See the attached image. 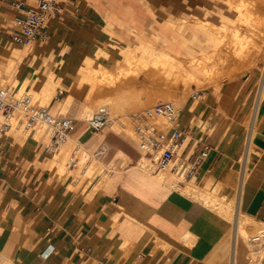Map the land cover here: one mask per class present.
<instances>
[{"label": "crops", "instance_id": "0c3cea01", "mask_svg": "<svg viewBox=\"0 0 264 264\" xmlns=\"http://www.w3.org/2000/svg\"><path fill=\"white\" fill-rule=\"evenodd\" d=\"M37 1L0 0L1 65L12 53L15 18ZM212 6L213 0H72L49 18L47 40L33 43L31 50L13 45L19 50L14 72L19 82L32 79L36 89L41 74H63L65 86L52 100L57 92L64 96L59 107L51 100L48 109L69 112L68 136L78 145L107 142L100 161L110 172L104 184L87 185L84 179L75 188L71 177L57 176L61 169L53 171L56 160L45 151L46 139L36 138V132L0 135V264H264V241L259 243L264 233L245 240L235 220L241 213L264 223V66L261 75L253 68L176 104L175 125L183 139L168 163L172 173L177 170L173 184L139 166L145 155L121 129L108 124L100 134L90 132L86 117L91 114L83 109L90 86L66 79L77 77L96 53L119 59L112 45L117 40L131 48L143 42L186 55L182 28L201 13L211 20ZM184 16L187 22L178 24ZM233 18L219 13L215 23ZM205 40L204 33L193 34L190 43L198 47L196 41ZM29 50V72L20 78L18 65ZM66 53L71 64L62 70ZM35 56L45 57L40 66ZM205 144L206 157L192 168ZM211 180L233 200L236 218L180 191L190 181L203 187ZM48 247L52 251L42 256ZM251 252L262 254L252 258Z\"/></svg>", "mask_w": 264, "mask_h": 264}, {"label": "bare ground", "instance_id": "6f19581e", "mask_svg": "<svg viewBox=\"0 0 264 264\" xmlns=\"http://www.w3.org/2000/svg\"><path fill=\"white\" fill-rule=\"evenodd\" d=\"M226 2L237 10L238 21L231 29L221 24L211 23L213 28L211 25H209L211 28H207L210 32L212 31L214 37L205 28L207 32H204L206 39L204 43L208 44L211 50L205 49L204 43L196 41V45L201 48L198 56L186 57L179 54L174 56L162 47L143 42H139L136 48H131L129 44L119 40L112 44L120 54L119 59L112 57L108 52L93 53L92 58H87L83 62L77 77L73 78L70 75L66 77L67 82L76 80L78 85L83 82L89 84L90 88L86 94L83 109L88 114H92L99 106H108V124L119 126L122 132L137 144L135 126L131 119L133 114L130 112L132 109L138 111L137 108L144 107L151 99L149 97L165 102L177 101L189 92L195 93L212 85H220L222 79H231L242 72H247L261 53V44L258 40L262 39L264 43V0H226ZM191 21L197 23V28H204L211 22L202 13ZM186 22L187 17L184 16L180 25ZM12 44L25 47L19 43L12 42ZM139 49H143L149 56L143 58L136 55ZM19 59V50L12 49L5 70L14 73ZM116 64L117 69L112 67ZM111 68L116 71L110 72ZM1 71L0 69V88H5L8 86H3V76L7 74L4 75ZM62 76L52 72L43 73L38 78L36 89H32V79L19 82L14 75L12 87L14 86L16 91L13 95L9 88V96L16 101H21L22 104L5 115V118L0 117V122L5 121L11 126L23 127V116L26 110L48 108L56 90L64 88L66 80ZM138 76L143 77L140 78L142 79L140 82L137 80ZM24 97L28 99L25 100ZM139 111L141 112V108ZM126 116L130 117L131 121ZM155 122L157 126H163L168 121L163 117H157ZM35 132L38 139H46L51 135V130L45 125L37 127ZM79 146L76 140L68 136L60 146L61 153L58 157L60 160L65 158L67 153ZM99 159L93 157L86 166L81 165L71 170V173H81L87 185H90L93 180L96 181V185L104 184L110 170L104 171V165ZM138 164L145 171L150 172L154 161L143 156ZM176 171L172 173L169 169H163L158 173H151L161 181L171 182L177 176ZM62 172L61 168L60 173ZM213 184L214 180H211L202 187L190 181L185 187L180 188V191L228 219L236 218L233 200L223 194L219 183L216 187H213ZM235 220L240 227V236L243 239L246 237L255 240L264 233V223L249 216L239 213Z\"/></svg>", "mask_w": 264, "mask_h": 264}, {"label": "built area", "instance_id": "2783aa9c", "mask_svg": "<svg viewBox=\"0 0 264 264\" xmlns=\"http://www.w3.org/2000/svg\"><path fill=\"white\" fill-rule=\"evenodd\" d=\"M72 0H38L34 5L23 9L21 16L14 20V32L10 34V40L13 43H19L23 46L31 45L35 42H44L48 38L47 22L50 17L57 14L61 8ZM198 92L193 93L196 97ZM22 104L9 96V87L0 88V114L7 115L16 107ZM179 110L173 102H158L150 108H145L142 112L132 115L135 132L137 135V145L143 155L154 161V172L168 169V163L171 156L180 146L183 133L181 128L175 125V120ZM157 117H163L168 121L169 126L159 129L156 125ZM109 109L102 105L91 114L86 120L87 129L100 134L108 125ZM45 125L51 130V135L47 136L45 141V151L54 156L59 153L61 144L68 138L69 130L73 127L72 119L61 112L51 114L48 108L40 107L30 109L24 112L23 133L32 134L37 127ZM11 125L2 122L0 124V135L7 133ZM75 148L67 161L69 167H75L78 163V157ZM109 150V145L104 139L98 140L95 148L90 152V157L103 158ZM209 150L208 145H203L202 149L193 159L192 168L201 164ZM52 248H46L42 256H47Z\"/></svg>", "mask_w": 264, "mask_h": 264}, {"label": "rangeland", "instance_id": "374dc122", "mask_svg": "<svg viewBox=\"0 0 264 264\" xmlns=\"http://www.w3.org/2000/svg\"><path fill=\"white\" fill-rule=\"evenodd\" d=\"M174 1L175 0H169V3L173 4ZM227 4L223 0H213V6H212V9L213 10H212V13L211 12H208V14L209 13L212 14V15L210 14L211 22L206 27H204V28H197V23L195 21H189L188 23H186L184 25V28H182V32L183 33L186 32V35L183 37L184 40H186V42H184V40H183V43L189 48V51L186 52V55H183V56H186V57L198 56V52H199L200 48L192 45V42L190 43V40L192 39V35L193 34L194 35L201 36L204 32H207V31H205V28H206V30H208L209 34L211 33L212 36L214 37L212 31L210 32V29H208V28H211V26H212L211 23H215V20H216L215 18L218 17V14L219 13H224L226 15H230V16H233L234 17L233 20H229L228 23L221 24L223 27H225L227 29H231L236 24L235 22L238 21V17H237V14H236L237 13V10L233 6H230V5H229L230 8L227 7ZM202 7H203L204 11L207 12V5L204 4V6H203V4H202ZM180 20L181 19H178V21L176 20V22L178 24H181L180 23ZM195 25H196V27H195ZM209 25H211V26H209ZM212 28H213V26H212ZM204 36H205V33H204ZM258 43L261 44V53H260L258 59L255 61L254 66H252L247 72H242L238 76H235V77L244 76V75L248 74L251 71V69H253V68H256L259 71V73H260L259 75L262 74V72H263V66H264V43H263L262 39L258 40ZM13 45H15V44H13ZM13 45L11 46V49H14L13 48L14 47ZM33 45L34 44L28 45L30 50L33 48ZM16 46H18V45H15V47ZM25 47H27V46H25ZM203 47L205 49H207V50H211L210 46L208 44H206V43L203 44ZM30 50H29V54L24 58L23 62H20L19 65H18L19 68H20V71L18 72L17 76L20 77V78L25 77L28 74V72H29L30 61L32 60L31 59L32 58V52ZM136 55H138L139 57L141 56L143 58H146V57L149 56L148 53L145 52L143 49H139L138 52H136ZM44 58L45 57H42V56H40V57L35 56V63L40 66L42 64ZM63 60H64V64L62 65V70H67V66H69L71 64V62L67 60V53L65 54V57H64ZM4 62L5 61L0 62V69L2 70L1 73H3L4 75L7 74V75H5L6 77L3 76V79H4L3 80V86H8L10 88L12 94L14 95V93L16 91V88L14 86L12 87V78H13L14 73L13 72H7L5 70V66L1 65ZM117 64L119 66V62ZM117 64L115 65L116 66V69L118 68ZM78 67L79 66H77V67L74 68L75 71L77 70ZM62 75L63 74H60V76H62ZM235 77H232V78H235ZM223 80L225 81V79H222L220 81V83H222ZM207 89H204L203 91L205 92V90H207ZM199 92H201V91H198V93ZM192 95H193V93H190L189 92V94L187 93L181 99H179L177 101H171V102H173L175 104H178L179 101H181L183 98L188 97V96H192ZM63 96H64V92H62V93L57 92L56 98H54L52 100V104H56L59 107V102L63 98ZM149 98H151V99H149V102L148 101L146 102V104L144 105L145 108H150V107L154 106L158 102H165V101L158 100L157 98H154V97H149ZM24 99L26 100L28 98L27 97H24ZM154 100H156V101H154ZM149 105H151V106H149ZM144 107L137 108L138 111H136V109H134V110L132 109V111L130 113H132L133 115L135 114L134 112H136V113L138 112L139 113L140 112L139 111L140 108H141V112H142V110H144ZM52 112L53 111H50L51 114H54ZM59 112H61L65 116H70L69 112H67V111L64 112V110L61 111V109H60ZM0 117L1 118H5L6 116L5 115H1ZM86 118H88V116ZM127 119L131 121L132 117H131V119H130V117H127ZM132 121H133V119H132ZM2 122H5V121H1L0 124ZM133 123H134V121H133ZM113 125L116 126L115 124H113ZM165 126L166 127L169 126L168 122L165 123L163 126H158V128L159 129H162V128L164 129V128H166ZM116 127L119 128V126H116ZM119 129H121V128H119ZM22 130H23V127H20V126H11V129L5 135L6 136H9V135L15 136V135H19L20 134V135H23L24 137H26V136L32 135L35 132L34 131L32 134H29L28 135L27 133H23ZM41 141H44V140L41 139ZM95 146H96V144H94V145H92V144L91 145H83L82 144V145L79 146L78 152H75L76 153V156L78 157V163L76 164L75 167H69L68 164H67V161L69 159L68 157H70V154H71L72 151L69 152V153H67V156L65 158H63V159L60 160V157H58L59 154L61 153V149H60L59 150V153H57L56 155L53 156V159L56 160V164L53 167V171L56 170L58 172V170H60L62 168L63 169V172L62 173H59V174L57 173V176L59 178H61V177H68V176L71 177L73 179V181H74L75 188H80L82 186L83 182L85 181L84 178H82V174L81 173L80 174H75L73 172L71 173V171H69V169H75V168H77L79 166L81 167V165L82 166H84V165L86 166L87 165V162L90 161L93 158L92 156L90 157L89 154L95 148ZM87 157L88 158L90 157V158L88 159ZM119 160L124 162L126 159H124L123 157H120ZM153 167H152V171H150V172H154L153 171ZM147 171H149V170H147ZM228 224H231V223L229 222ZM247 239L248 238L245 237V240H247ZM263 241L264 240L261 239V240H259V243H261ZM259 254H262V252L259 253ZM256 255H258V254H254V253L251 252V257L252 258H254Z\"/></svg>", "mask_w": 264, "mask_h": 264}]
</instances>
